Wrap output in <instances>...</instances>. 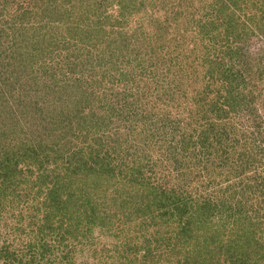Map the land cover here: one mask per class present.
<instances>
[{"label":"rangeland","instance_id":"374dc122","mask_svg":"<svg viewBox=\"0 0 264 264\" xmlns=\"http://www.w3.org/2000/svg\"><path fill=\"white\" fill-rule=\"evenodd\" d=\"M263 68L264 0H0V155L96 165L73 180L100 205L67 234L33 167L0 193V264H264ZM130 168L216 204L171 256L146 258L178 229L139 214Z\"/></svg>","mask_w":264,"mask_h":264},{"label":"trees","instance_id":"16d2710c","mask_svg":"<svg viewBox=\"0 0 264 264\" xmlns=\"http://www.w3.org/2000/svg\"><path fill=\"white\" fill-rule=\"evenodd\" d=\"M239 50H240L239 47H236V51H234V54H238ZM181 54L186 55L185 53H181ZM177 57L178 56H176V60ZM173 58L174 56L170 60L173 61ZM262 70H264V68ZM233 101H236V98H233ZM256 116L257 117L259 116V111L258 113H256ZM253 145L254 144H251L252 146L251 150L257 149V147H254ZM30 151L32 152L31 155H22V158H24V160H27L28 164L35 161L36 166H33L35 170V168L37 166H38L37 168H39L41 164H39L40 161H37L33 157L34 149ZM15 156L16 155H10V156L0 155V193L9 191V189L12 188L13 185H17L18 183L22 185L21 182L17 183V179L19 177L25 178L28 181H30L29 179L30 177L31 178L34 177L36 178V180L40 177L37 174H35L34 171H32L33 167L27 170L26 173L22 172V170H19L18 164L23 160L21 159L17 161L15 159ZM74 157L75 155L68 156L67 158L68 160L65 162V165L63 167L64 173H61L62 171L55 168V166L54 169H50L51 167H47V165L45 167L41 166L42 170L40 172V175L43 176L41 184L44 187L48 186L50 188V190H48V195L49 196L51 195L53 201L55 202V203L52 202L50 208L47 207L48 204L45 206L46 208L49 209L47 211H49L50 213L46 211L47 213L45 214L46 216L44 217V219L46 218L45 220L49 222L50 221L49 218L52 216L51 212H53L54 215H56V218H60V214H62L61 219L58 221V223H60L59 224L60 226L61 223L66 226L67 234H72V231L76 230V228L72 226L71 223L64 222V220L69 217L68 207L70 203L71 204L73 203L77 211H81L83 212V214L86 215L87 218L86 220H90L92 215H95L96 212L100 210V205L98 206V203L94 202L95 199L93 196L84 197V199L81 197L79 199L78 194L76 193L78 188L75 186L77 184L73 180L75 174H77L79 171L86 170L88 172L90 170L92 173L93 171L92 167H95L96 165L91 166L92 164H89L87 162L83 164H80L77 161L73 162ZM94 164L97 163L94 162ZM140 170L141 169L139 168L129 169L128 175L130 177L127 180L124 179V183H123V189L126 190V196L131 197L136 204H138L137 202H142V201L147 202L144 206L142 205L138 206L137 210L140 212L139 214L143 215L147 213V211L149 212L152 206L154 208L152 209V211H150L152 212V216H150L151 220H156V221L162 220L165 216H167L170 226H172L174 229H178L176 234L169 235L168 237H165L164 235L163 236L160 235L159 234L160 229L159 228L156 229L155 233H153L152 235L156 243V246L155 248L151 247V244L148 239V247L146 248V258L148 257L152 260V258L156 256L160 258L159 256L166 255L168 253L171 256V254L175 252L174 250L178 247L177 245L182 244L186 240V238L182 237V233L186 232V228L191 224L192 225L196 224L195 221H198L204 216L205 218H208L209 216L207 212L210 211V208H212L211 206H214L216 204L214 203L211 204L209 200L200 199L199 201H196L198 203L191 201L192 205H190L187 202L188 200H186V197L184 196L182 197L175 190L173 189L167 190L163 188V186L155 185L154 183H151L149 178H146V176L144 175L145 174L144 170L143 171ZM122 176L123 178H126L124 173ZM15 189H16L15 187L12 188L13 192L16 191ZM151 197H153L154 200H151ZM162 200L165 201L164 205H161ZM154 205L164 208L165 210L157 214ZM190 206L193 207L192 211L190 209ZM218 206L220 205L218 204ZM198 209H201V211H198ZM154 212H156V215H154ZM140 219L142 221L141 222L142 225L143 224L148 225L147 222L148 218H143L141 216ZM160 249L166 250L163 251L164 254H161V252H159Z\"/></svg>","mask_w":264,"mask_h":264}]
</instances>
